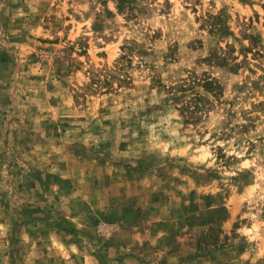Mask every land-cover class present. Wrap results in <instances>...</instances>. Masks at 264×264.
Returning <instances> with one entry per match:
<instances>
[{
    "label": "rangeland",
    "instance_id": "rangeland-1",
    "mask_svg": "<svg viewBox=\"0 0 264 264\" xmlns=\"http://www.w3.org/2000/svg\"><path fill=\"white\" fill-rule=\"evenodd\" d=\"M0 264H264V0H0Z\"/></svg>",
    "mask_w": 264,
    "mask_h": 264
},
{
    "label": "trees",
    "instance_id": "trees-1",
    "mask_svg": "<svg viewBox=\"0 0 264 264\" xmlns=\"http://www.w3.org/2000/svg\"><path fill=\"white\" fill-rule=\"evenodd\" d=\"M124 55L121 57V61L126 59V58H130V60L128 59V62H130L131 64V56L132 55H136L135 57H137L138 59H140V64L146 63L147 61L145 60V56L147 55L146 50L140 48L137 44H134L132 46H123L122 48ZM126 51V52H125ZM123 71H125L124 65L122 63H118L117 64V68L116 71L114 72V76H111L110 74H108L106 77H104V81L101 80L100 76L103 77V75H97V74H93L91 81H92V85H96L95 88H101L103 89V87H108L107 90L112 89V85H111V80L114 79V83H116V85H118V87L121 86H125L128 85L130 82V78H128V76H124L123 75ZM192 83H197V86H201L202 88H204V90H208V91H212V93H214L215 96H218L219 92L216 90L218 89L217 85L215 84V82L210 81L209 79H205V80H200V81H193ZM187 83L183 82L181 84H178L179 88L185 87ZM210 102H208V100H206L205 98H203L200 95H196L194 97H192L190 100H188V102H186V104L183 105L182 107V112L184 113V115L186 116V122H196L197 120L200 119L201 114L204 113V111L207 110L208 106Z\"/></svg>",
    "mask_w": 264,
    "mask_h": 264
}]
</instances>
